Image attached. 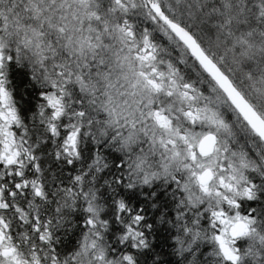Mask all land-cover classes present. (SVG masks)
<instances>
[{"label": "snow or ice", "instance_id": "obj_1", "mask_svg": "<svg viewBox=\"0 0 264 264\" xmlns=\"http://www.w3.org/2000/svg\"><path fill=\"white\" fill-rule=\"evenodd\" d=\"M0 264H264V0H0Z\"/></svg>", "mask_w": 264, "mask_h": 264}]
</instances>
